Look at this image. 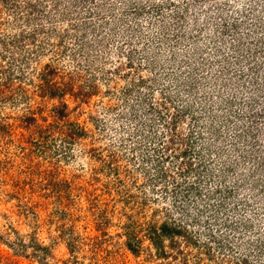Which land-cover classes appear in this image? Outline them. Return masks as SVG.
Instances as JSON below:
<instances>
[{
    "label": "rangeland",
    "instance_id": "1",
    "mask_svg": "<svg viewBox=\"0 0 264 264\" xmlns=\"http://www.w3.org/2000/svg\"><path fill=\"white\" fill-rule=\"evenodd\" d=\"M0 264H264V0H0Z\"/></svg>",
    "mask_w": 264,
    "mask_h": 264
},
{
    "label": "trees",
    "instance_id": "2",
    "mask_svg": "<svg viewBox=\"0 0 264 264\" xmlns=\"http://www.w3.org/2000/svg\"><path fill=\"white\" fill-rule=\"evenodd\" d=\"M150 241L152 242V245L155 248V251L158 255H163L164 254V249L161 247V241H159V236L154 232L152 236H150Z\"/></svg>",
    "mask_w": 264,
    "mask_h": 264
}]
</instances>
